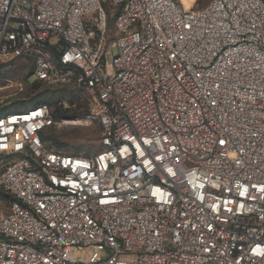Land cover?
<instances>
[{
	"label": "built area",
	"instance_id": "obj_1",
	"mask_svg": "<svg viewBox=\"0 0 264 264\" xmlns=\"http://www.w3.org/2000/svg\"><path fill=\"white\" fill-rule=\"evenodd\" d=\"M20 61L93 100L5 112L0 85V264H264V0H0ZM92 122L91 156L43 141Z\"/></svg>",
	"mask_w": 264,
	"mask_h": 264
},
{
	"label": "rangeland",
	"instance_id": "obj_2",
	"mask_svg": "<svg viewBox=\"0 0 264 264\" xmlns=\"http://www.w3.org/2000/svg\"><path fill=\"white\" fill-rule=\"evenodd\" d=\"M191 6L189 9H200L204 7L210 0H190ZM184 7V3L179 0ZM186 8V7H185ZM188 9V8H186ZM118 56V49L114 45L108 53L107 61L111 63ZM32 64L30 61H20L9 67L8 69L0 67V85L6 86L11 82L13 87L21 83L24 88V93L10 97L4 96V104L6 107L11 106L15 111H22L33 107L36 103H46L52 109L57 108V104L61 99H67L70 102L75 101L79 104L77 115L79 119L85 117L86 103L92 99L90 93L86 95H68L65 92L54 93L49 90H43L41 87L31 85L35 81L31 75ZM26 82L28 85H26ZM93 100V99H92ZM5 107V108H6ZM101 127L97 122L89 124L74 123L61 124L51 131L50 135L54 137L59 144L53 146L52 150L68 155L91 156L101 149ZM52 143V142H51ZM4 164L0 162V173L4 169ZM9 203L6 200V194L0 189V218L7 212Z\"/></svg>",
	"mask_w": 264,
	"mask_h": 264
},
{
	"label": "trees",
	"instance_id": "obj_3",
	"mask_svg": "<svg viewBox=\"0 0 264 264\" xmlns=\"http://www.w3.org/2000/svg\"><path fill=\"white\" fill-rule=\"evenodd\" d=\"M31 85L34 86V87H36V88H37V87H41L42 91H43V90H49L50 92H54V93L65 92L66 94L69 95V91L66 90V89H49V88H46V87H42L41 84H39V83H32ZM70 95H71V94H70ZM60 101H61V100H60ZM60 101H59V102H60ZM59 102H58V104H57V108H55V109H52V108H51L52 111H53L54 118H55L56 120H60V119H62V118H78V119H79V116L76 114V113H77V110L79 109V104H78L77 102H75V101L70 102L71 104H75V107L72 108L71 110H62V109L59 107ZM38 104H41V103L38 102V103L34 104L33 106H36V105H38ZM84 109H86V108L84 107ZM4 111H5V112H8V111H15V110H13L11 106H8V107L4 108ZM55 128H56V127H52V128L47 129V130L44 132V135H43V141L46 143V145H47L50 149H52L51 144H52L53 146H56V145L59 144V142H58L54 137H52V136L50 135L51 131H53ZM51 142H52V143H51ZM0 189H1V188H0ZM1 190H2V189H1ZM5 194H6V193H5ZM6 200H7V202L9 203V202L12 200V198H11L9 195L6 194Z\"/></svg>",
	"mask_w": 264,
	"mask_h": 264
},
{
	"label": "bare ground",
	"instance_id": "obj_4",
	"mask_svg": "<svg viewBox=\"0 0 264 264\" xmlns=\"http://www.w3.org/2000/svg\"><path fill=\"white\" fill-rule=\"evenodd\" d=\"M184 3V7L188 8L191 6V1L190 0H181Z\"/></svg>",
	"mask_w": 264,
	"mask_h": 264
}]
</instances>
